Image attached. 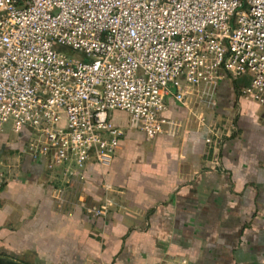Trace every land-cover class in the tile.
<instances>
[{"label":"built area","instance_id":"2783aa9c","mask_svg":"<svg viewBox=\"0 0 264 264\" xmlns=\"http://www.w3.org/2000/svg\"><path fill=\"white\" fill-rule=\"evenodd\" d=\"M225 77H248L241 98L264 105V0H0V133H26L62 187L112 164L126 134L115 111L148 139L176 137L186 124L169 101L206 125Z\"/></svg>","mask_w":264,"mask_h":264},{"label":"crops","instance_id":"0c3cea01","mask_svg":"<svg viewBox=\"0 0 264 264\" xmlns=\"http://www.w3.org/2000/svg\"><path fill=\"white\" fill-rule=\"evenodd\" d=\"M237 85L221 79L216 107L205 110L208 124L226 121L217 144L205 141L208 124L173 100L168 115L186 124L176 137L148 139L115 111L126 134L110 166L88 163L79 191L62 187L44 157L26 152L27 134L7 126L0 133V257L264 264V105L241 98ZM81 201L108 211L88 214Z\"/></svg>","mask_w":264,"mask_h":264},{"label":"rangeland","instance_id":"374dc122","mask_svg":"<svg viewBox=\"0 0 264 264\" xmlns=\"http://www.w3.org/2000/svg\"><path fill=\"white\" fill-rule=\"evenodd\" d=\"M236 81V84H238L240 87H243V86H246V85H248V83H249V79H248V77H241V78H238V79H236L235 80ZM205 123L206 124H208V123H210V121H209V119L206 117V115H205ZM234 119H235V117H234ZM233 120V119H232ZM226 121L224 120V121H219V122H214L212 125H211V128H213L215 131H218V129H220V132H221V134H222V131H223V129L225 128V123ZM223 125H222V124ZM208 125H210V124H208ZM215 127H217V128H215ZM202 129V128H201ZM207 131H208V128H207Z\"/></svg>","mask_w":264,"mask_h":264},{"label":"water","instance_id":"95a60500","mask_svg":"<svg viewBox=\"0 0 264 264\" xmlns=\"http://www.w3.org/2000/svg\"><path fill=\"white\" fill-rule=\"evenodd\" d=\"M0 264H21V263L11 259L0 257Z\"/></svg>","mask_w":264,"mask_h":264},{"label":"trees","instance_id":"16d2710c","mask_svg":"<svg viewBox=\"0 0 264 264\" xmlns=\"http://www.w3.org/2000/svg\"><path fill=\"white\" fill-rule=\"evenodd\" d=\"M239 85H237V87H238Z\"/></svg>","mask_w":264,"mask_h":264}]
</instances>
